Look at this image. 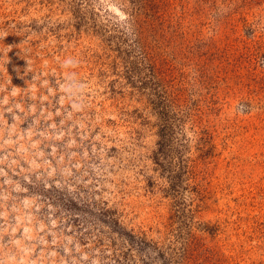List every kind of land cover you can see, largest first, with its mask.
<instances>
[{"label":"rangeland","instance_id":"rangeland-1","mask_svg":"<svg viewBox=\"0 0 264 264\" xmlns=\"http://www.w3.org/2000/svg\"><path fill=\"white\" fill-rule=\"evenodd\" d=\"M0 0V264H264V0Z\"/></svg>","mask_w":264,"mask_h":264},{"label":"trees","instance_id":"trees-1","mask_svg":"<svg viewBox=\"0 0 264 264\" xmlns=\"http://www.w3.org/2000/svg\"><path fill=\"white\" fill-rule=\"evenodd\" d=\"M136 4V7L142 6V0H133V5Z\"/></svg>","mask_w":264,"mask_h":264}]
</instances>
